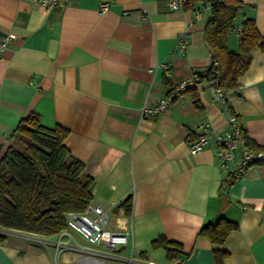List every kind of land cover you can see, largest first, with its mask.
<instances>
[{
    "label": "crops",
    "instance_id": "crops-1",
    "mask_svg": "<svg viewBox=\"0 0 264 264\" xmlns=\"http://www.w3.org/2000/svg\"><path fill=\"white\" fill-rule=\"evenodd\" d=\"M103 1L108 8L99 14ZM168 1L63 0L47 10L33 0H0V34L12 37L0 62V157L30 113L43 127L67 129L64 145L93 180L90 204L107 212L111 229L128 221L132 232L129 244L106 251L79 246L68 228L49 236L10 229L0 264H76L86 250L104 254L105 264H127L129 256V264H264V164L228 182L213 137L196 154L188 150L202 125L226 129L229 113L246 140L264 146V48L255 47L223 100L201 79L160 113L142 117L143 106L212 60L203 37L208 2L173 10ZM242 1L235 28L254 18L264 38V0ZM236 32L227 39L234 51ZM182 33L189 36L184 52ZM127 197L129 215L114 204ZM220 218L237 224L223 243L198 235ZM161 235L180 244L174 259L154 246ZM216 249L226 252L220 263Z\"/></svg>",
    "mask_w": 264,
    "mask_h": 264
},
{
    "label": "trees",
    "instance_id": "trees-1",
    "mask_svg": "<svg viewBox=\"0 0 264 264\" xmlns=\"http://www.w3.org/2000/svg\"><path fill=\"white\" fill-rule=\"evenodd\" d=\"M196 1L200 0H187L184 7L191 8ZM204 1L210 4V16L203 37L212 60L204 72L196 73L198 82L216 81L223 91L231 90L249 67L255 47L264 48V38L254 18H244L235 28L244 5L242 0ZM235 29L238 46L234 51L229 49L227 39ZM67 132L59 125L43 127L35 113L28 114L15 126L13 141L0 157V242L10 229L44 236L58 234L66 229L69 212L83 211L90 203L93 180L84 172L83 163L64 145ZM246 144L257 148L249 139ZM121 208L129 215V197L123 200ZM236 228V222L220 218L215 223L204 224L198 235L221 244ZM154 246L163 247L169 259L181 252L180 244L162 235L154 241ZM225 255L222 250H214L217 263Z\"/></svg>",
    "mask_w": 264,
    "mask_h": 264
},
{
    "label": "built area",
    "instance_id": "built-area-1",
    "mask_svg": "<svg viewBox=\"0 0 264 264\" xmlns=\"http://www.w3.org/2000/svg\"><path fill=\"white\" fill-rule=\"evenodd\" d=\"M43 8L49 10L60 5L63 0H33ZM187 0H169L168 7L170 9L180 8ZM108 8V2H101L98 8L99 14H102ZM205 9L210 10V4L207 3ZM10 34H0V62L4 58V53L11 43ZM189 41L187 33H182L177 44L179 51L184 52L185 46ZM217 65L216 61L214 62ZM165 71V76L170 77V72L165 64L161 65ZM198 83V76L194 74L190 79L182 80L171 88L166 97L160 99L153 107L143 106L141 116L156 115L168 107L173 99L183 94L186 90L193 88ZM216 96L223 100L224 91L215 81L211 84ZM228 127L223 130L211 129L209 124H204L200 132L189 143L188 150L190 154H196L201 151L209 142L210 138H214L215 155L218 159L219 168L227 176V181L232 182L239 179L245 171L252 165L264 164V146L257 148L250 147L246 144V137L243 129L238 122L236 116L229 113L227 116ZM132 197V196H131ZM115 206H122L123 199L114 202ZM131 205V201H130ZM66 229L71 228L80 233L88 241L94 244H102L107 248H116L129 244L132 235L129 222H125L124 226L119 230L111 229L108 225L107 212L100 205H91L90 203L80 212H69L66 218ZM57 244H59L57 242ZM132 250L130 251V255ZM105 255L100 252L88 251L84 252L76 259V264H105ZM131 261L130 256L127 264Z\"/></svg>",
    "mask_w": 264,
    "mask_h": 264
},
{
    "label": "rangeland",
    "instance_id": "rangeland-1",
    "mask_svg": "<svg viewBox=\"0 0 264 264\" xmlns=\"http://www.w3.org/2000/svg\"><path fill=\"white\" fill-rule=\"evenodd\" d=\"M67 234L69 236H71L72 238H74L78 245L85 248V249H88V250H99L102 248V246L100 245H97V244H94L90 241H88L85 237H83L80 233H78L77 231H75L74 229H71V228H68L66 230ZM106 251L109 250V248L107 247H103Z\"/></svg>",
    "mask_w": 264,
    "mask_h": 264
}]
</instances>
